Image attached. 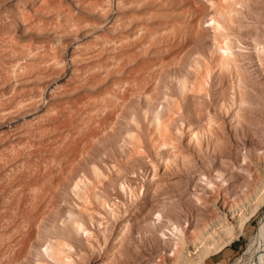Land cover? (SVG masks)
<instances>
[{
  "label": "rangeland",
  "instance_id": "374dc122",
  "mask_svg": "<svg viewBox=\"0 0 264 264\" xmlns=\"http://www.w3.org/2000/svg\"><path fill=\"white\" fill-rule=\"evenodd\" d=\"M260 12L264 14V0H0V94L19 90L20 99L35 96L12 113L2 111L7 96L0 98V125L17 119L19 124L7 127L0 155L4 148L11 154L18 148L27 160L18 165L15 154L0 157V208L8 214L0 218V264H113L124 254L133 260L134 250L112 249L121 244V236L131 245L140 239L171 244L168 219L133 216L146 206L167 211L174 203L171 178L198 173L193 168L203 157L196 153L189 123L205 148L209 141V151L240 144L241 126L248 131L250 124L259 129L264 124V69L255 58L261 48L253 47L250 38V28L264 29V17L260 26L250 21ZM229 45L243 71L234 64L225 67L222 48ZM61 77V86L44 96L46 85ZM35 110L43 117L33 122L35 129L33 123L32 128L20 124ZM156 114L165 126L156 123ZM236 131L241 141H235ZM165 136L168 142L173 137L175 149L161 147ZM232 150L243 161V153ZM7 177L20 191L36 186L39 198L24 204ZM247 178L240 171L227 179L240 195ZM193 188L182 195L177 210L197 212L200 222L207 213ZM263 214L232 246L203 264H235L239 257L248 264L250 238ZM78 219L91 234L76 231ZM100 220L104 228L96 223ZM145 222L155 224V235ZM144 230L147 239L141 236ZM105 242L108 246L100 251ZM166 252L171 256L169 248ZM67 255L72 263L64 262Z\"/></svg>",
  "mask_w": 264,
  "mask_h": 264
},
{
  "label": "bare ground",
  "instance_id": "6f19581e",
  "mask_svg": "<svg viewBox=\"0 0 264 264\" xmlns=\"http://www.w3.org/2000/svg\"><path fill=\"white\" fill-rule=\"evenodd\" d=\"M262 13H264V12H262ZM259 14L261 16L254 17L252 20H250L253 25L260 26L259 25L260 24L259 21L262 20L261 18L264 17V14H261V12ZM260 29H258V28H250L251 32H250L249 29L248 30H249L250 36H251V37L250 36L249 37L252 39V42L254 43V46L253 47L256 48L257 45H258L260 47H257V48H261V51H259V52H261V53H259L260 55L257 56V57H255V58H258V60L256 59V61H259L257 63H260V65L264 69V31H262L264 29H262L261 31H260ZM246 41H247V39H246ZM243 44H244V42H243ZM222 49H223V53L225 54L223 56V58L225 60V67H227V69H228V67H230L232 64H234L235 67H237L239 61L237 59L238 57H236V53L234 52V46L232 47L231 45H229L228 47L222 48ZM251 57H249V59ZM252 62H253V60H252ZM252 62H250V63H252ZM248 64H249V62H248ZM27 65H29V64H27ZM260 65L258 66L259 68L261 67ZM238 67H239V65H238ZM29 68H31V67H29ZM237 68H236V70H237ZM246 69H248V68H246ZM252 70H253V68H252ZM237 71L239 73V70H237ZM237 71H235V72H237ZM38 73H39V71H38ZM242 73L244 74L245 72H242ZM48 75H49V73H48ZM67 75H69V77L71 76L68 73H67ZM241 76H242V74H240V79H241ZM260 76H262V75L260 74ZM238 78H239V76H238ZM61 79H62V77L61 78H57V79L54 78V81L52 83H50V85L47 84L46 85L47 87H46L45 91H42V93L44 92L43 93L44 96H46V93L50 95L54 90H56L58 87H60L61 85L59 83V80H61ZM237 80H239V79H237ZM238 84H239V82H238ZM243 89H244V87H243ZM257 89L255 91H257ZM7 92H6V94H4V93L0 94V98H1V95H3V94L5 95V97L7 96V99H5V102L4 101L2 102L1 99H0V101L2 102V103L1 102L0 103L1 104L4 103L2 105V107L4 106L2 111H4L5 113H12L17 108H19V106H22V105L24 106V104H27L30 100H31L30 102H32L35 99L34 94H31L34 97V99H32L33 97L30 94H29V97L31 99L30 98L28 99L27 98L28 97V94H25V95H27V97L25 96V99L27 98L28 99V102H27V100L24 102L23 100H25V99H20V98H24V97L21 96L22 95L21 94V91L18 90V94L20 92L19 95L17 93H15V90H14V92H11V91H9V93H7ZM234 95H236V94H234ZM239 95H240V93H239ZM258 95H260V94L258 93ZM3 96H2V98H3L2 100H4V98H5ZM23 96H24V94H23ZM145 96L149 97L148 94H146ZM242 96L243 95H241V99H242ZM234 97H236V96H234ZM36 98H37V95H36ZM41 98H43L42 95H41ZM243 100L244 99H242V101ZM242 101H241V103H244ZM245 101L247 102L248 99L245 100ZM30 102H29V104H30ZM247 105H249V104H247ZM38 110H39V108H38ZM239 110L240 109H238V111ZM4 112H2V113H4ZM38 112H40V111H36L35 110L32 113H26V115L24 116V118L23 119H20V120H22L20 122V124L23 125V123H26L25 125L28 124V127L30 128L31 124L34 121H37L38 120V117L39 118L42 117L41 113H38ZM39 114H40V116H39ZM111 114L112 113L109 114V117L110 118H111V116H110ZM158 115H157V118L158 119L156 120V123H157V121H159ZM263 115H264V112H263ZM236 116H238V119L241 120V121L242 120H245L242 116H240V114L239 115H236ZM109 117L107 115V118H109ZM63 120H65V119H63ZM17 123H18V119L17 120H11L7 125H0V139L3 138L2 136L4 134L6 135V129H7V127H8V129H10L12 127L17 128L18 125H19ZM58 123L60 124L59 121H58ZM260 123H262V121ZM260 123L259 124L257 123L260 126V129L259 128H256V127H253L252 124H250V125H248L249 126L248 127V131L245 130L243 128V126H241V130H242L241 131L242 132L241 135L243 137V140H242V142H240V144L239 143L238 144L237 143H231V144L229 143L230 145L227 147V145L225 146V144H226L225 143L222 147H220V146H219V148L218 147L217 148L213 147L212 151L211 150L210 151L208 150V148H210V146H211L210 143L208 144L209 141L207 142V148H205V145H203L202 140L199 138V135H198L197 130L194 128V126H193L192 123H189L188 126H187V129H188L190 135L192 136L191 139L192 138L195 139V142H196L195 145H196V147H198V151H197V148H196V153L198 152V155L203 157V158H200L201 163H200V165H199V163L197 164L198 167L196 165L197 159L194 160V162H196L195 163L196 166L193 165L195 167L193 169L195 170L196 168H198V173L194 174L195 172H193L192 174H190L191 172L189 173V170H188V173L189 174L188 173H186V174L190 175L189 178H183L182 175H181L182 177H177L178 174L176 175L177 178L172 177L173 180L171 178V181H173V183H172L173 185H172V189H171L170 192H171L172 197H174V200H173L174 203L172 204L173 206H171V208H168V206L166 207L168 209L167 211H165L166 210L165 208H163V209L161 208L163 205L160 207L161 209H158L156 211H154L155 210V207H154V210H153V208H151V209L149 208L148 209L147 206H146L145 207L147 209L146 211H143L145 208L144 209L141 208L142 211L141 212L139 211L140 214L138 213V214H135L133 216L134 217L133 219H136L137 220V218L139 219V217L145 213L147 219H150V221H151V219H155V218H153V216L154 217L157 216L156 217L157 220H160V221H161L162 218L163 219L164 218L168 219L170 221V224H171L170 226L171 227H168V226H167L168 228L166 226H164V227H166L167 229H169V231H171V238L169 236L168 237H164V238L165 239H169L170 238L171 239V244L167 240H166L167 242L156 241V240L154 242H153V240L147 242V241H143V239L142 240L140 239V241L138 240L140 244L134 243V245H131L130 244V239H128V238L126 239L125 236H121V233L123 234V229H122V232L119 233V235L121 236V240H122L121 241V244L119 243V245H117V246L114 245V247H112V249L114 250V248H118V246H121L123 250L124 249L126 250V252H127V250H129V251L130 250L131 251L134 250L135 251V255H132V257L134 256L133 257V260H129V259H126L127 256H125V254H124V256L123 255L121 256L124 259L119 260L118 262L115 261V263L112 261L113 264H203L212 255H215L217 253L223 252L228 247L232 246L233 243L236 240H238L241 235L245 234L247 232L248 228H249L250 223L253 221V219L256 218L259 215V213L264 210V124L261 125ZM29 124H30V126H29ZM62 124L64 125V123H62ZM159 124L164 125V124H162L161 121H159ZM58 126H56V127H58ZM31 128H32V126H31ZM33 128L35 129L34 123H33ZM211 136H213V135H211ZM133 137L136 138V136H132V138ZM234 138H235V141L239 139V132L236 131V133L234 135ZM208 139L210 140V137L209 136H208ZM163 140H164V143H163V146H161V147H167L168 148V146L171 144V147L172 148H174V149L176 148L175 147L176 146L175 145L176 143H175V141H172L173 140V137L172 136H171V140L169 139V142H168V137L167 136H165ZM217 140H218V138H217ZM211 141H213V139H211ZM20 144H19V147H20ZM14 146H16V145H14ZM14 146L12 145V148H14ZM22 146H23V144H21V147ZM25 147H27V146H25ZM226 147L229 148L230 150L227 151ZM8 149L6 148L5 149V152L3 150H2L3 152L1 151V154L2 153L3 154L5 153V156L3 154L0 155V157L2 156L1 158H3V156H4L5 159H9V157L7 158V156L9 154L10 155L15 154L14 157L15 158L18 157L20 159L19 162L17 161L18 162V165H20V162H22V163L25 162L26 159L24 160L23 158H20L21 157V152L20 151H17L18 148H17V150L13 151V152H15L13 154H11V152H12L11 150L12 149L8 151L9 154L6 153L7 152L6 150H8ZM25 149H23V150H25ZM232 149H234L236 151V153L237 152L238 153L239 152H242L243 153V161H241V158L239 156H237V154H235V152H233ZM25 151H24V153H25ZM6 154H8V155L6 156ZM182 154H184V153L181 152V155L180 154L179 155L182 156ZM176 156H178V155L176 154ZM182 158H184V157H182ZM26 162H27V160H26ZM192 162H193V160H192ZM28 166H29V164H28ZM240 171L245 172L247 174V177L248 178H247V181H246V183L244 185L245 187L243 189V193H241L239 195L238 192H237V190L236 189H233V187H235V186L232 185L233 186L232 187L229 184L227 178H231V176L233 177V175L235 173L240 172ZM17 176H18V174H17ZM7 178L8 179H6L5 181L7 183H11V186H12L11 188L12 189L9 187L11 189V191H13L16 194L19 193V195L22 194L23 197L20 195L21 197L19 196L20 197L19 200L22 201L24 204H25V201L26 200H27L26 202L28 203V200L30 201V199L32 201L34 198L35 199H38L39 198V197L36 198L37 196H35L36 193H38V191L35 193V189L37 188L36 186L34 187L32 185L30 187V185H27V187L28 186L30 187V188H28L29 189L28 191L26 190L27 192L25 191V188L20 191L19 188H18V184L15 185L14 184L15 181H13V179H11L9 177H7ZM30 178H31V175H30ZM199 179H201V181H202V183H200V186L198 185V182H197ZM75 185H78V183H75ZM189 187L190 188L191 187H194L193 189L197 192L194 195V197L197 200V202L199 203L200 207L203 208L206 211V213H207L205 216H203L201 218L199 217L201 219L200 222L197 221L198 220V217L197 216H199V215H197V212H195L193 210H192L193 212H190L191 211L190 210L189 211L190 213L188 214V213H185L188 210L187 211H183V210H180V209L177 210L178 205H179V201H181V199H183L182 198V195H184V193L188 191V188ZM31 188L32 189L35 188L34 190H31V191H33L32 193L30 192V189ZM130 189H131V187H130ZM130 191L132 192V189ZM183 197H185V195ZM170 198H171V196H170ZM162 202H163V200H162ZM144 206H145V204H144ZM179 207H180V205H179ZM116 208H117V205H116ZM0 209L2 210V213H0V215H1L0 218L1 217H2V219L6 218L8 216V214L6 213L7 211L3 212L5 209L4 210H3V208H0ZM182 209H183V207H182ZM109 211L112 212V214L113 213H116L113 208H109ZM22 213H26V212H22ZM145 214L143 216H145ZM91 219L93 220V217H91ZM78 220L76 221L77 223L75 224V225H77L76 226V228H77L76 231L79 232L81 230V228H82L84 230H87V232L90 233V230L86 226L85 221H81L80 219H78ZM144 220H145V218H144ZM93 222H95V220ZM135 222H138V221H135ZM96 223L100 226V228H104L103 226L101 227V225H102L101 224L102 223L101 220H100V222L98 221ZM131 223H132L131 221L128 222V224H131ZM145 223H144V226H147V224L148 225L151 224L149 226L150 227L151 226L153 227V235H155V233H157V230L154 227L155 224L153 225L152 222L146 223V224ZM183 224H185L186 226L184 225L185 227H183ZM140 227L138 226V228H140ZM143 227L141 229H143ZM159 227H161V226H159ZM79 228H80V230H79ZM146 228H148V227H146ZM146 230H144V232L141 233L142 234L141 236H142V238H146L147 239L146 235L148 233H145ZM151 230H147V232H149ZM161 230H163V229H161ZM90 234H89V236H90ZM150 234L151 233L149 232V235ZM153 235L151 234V236H153ZM165 235H166V233H165ZM141 236H140V238H141ZM156 238H157V236H156ZM150 242H152V243H150ZM86 244L90 245L92 247V250L93 251L96 250L95 249L96 247H95V245H93L91 243V239L90 238H87ZM98 244H99V242H98ZM107 246L108 245H107L106 242H105V246H102L100 244V247L102 248L100 251H102L103 249H106ZM168 248H169V250L172 253L171 256H169L167 254V252H166V250ZM129 251H128V253H129ZM61 253H59V254H61ZM123 253H125V252H123ZM246 253L249 256V263L248 264H264V214L260 218L259 227L257 229V232L255 233V235H253L250 238L249 246H248V249H247V252ZM59 254H58V256H59ZM61 257H62V255H60V258ZM63 258H64V262H68V263H72L73 262V257L70 256V255L63 256ZM243 261H244V259L241 258V257H239V259L236 261L235 264H244ZM109 262H111V261H109Z\"/></svg>",
  "mask_w": 264,
  "mask_h": 264
}]
</instances>
